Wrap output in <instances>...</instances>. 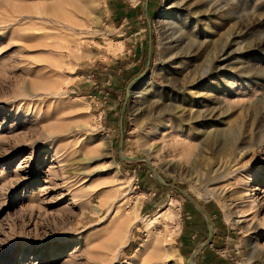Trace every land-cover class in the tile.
<instances>
[{
  "label": "rangeland",
  "instance_id": "rangeland-1",
  "mask_svg": "<svg viewBox=\"0 0 264 264\" xmlns=\"http://www.w3.org/2000/svg\"><path fill=\"white\" fill-rule=\"evenodd\" d=\"M0 264H264V0H0Z\"/></svg>",
  "mask_w": 264,
  "mask_h": 264
},
{
  "label": "bare ground",
  "instance_id": "bare-ground-1",
  "mask_svg": "<svg viewBox=\"0 0 264 264\" xmlns=\"http://www.w3.org/2000/svg\"><path fill=\"white\" fill-rule=\"evenodd\" d=\"M164 15H165V17L166 18H168V16L169 15H167V13L165 12L164 13ZM176 26V25H175ZM225 50H226V48H225ZM223 51V50H222ZM223 53V52H222ZM221 55H223V54H221ZM218 60H219V62H220V59L218 58ZM225 60V59H224ZM213 61V60H212ZM217 62L218 61H215V62H212L211 64H210V67H209V69H208V71H209V73H210V71H211V69L213 68V66H216L217 65ZM208 71L207 72H205V73H203V75L204 76H206L207 74H208ZM202 102V101H201ZM178 126H181L180 124L178 125ZM174 133H175V135H184L185 133L184 132H181V131H174ZM188 136V135H187ZM225 143H226V146L227 147H233V141H232V139H230V138H226V140H225ZM253 233H255V231H253ZM257 233V232H256ZM257 236H258V234H256L255 236H253V237H251V240H253V239H257ZM256 241V240H255ZM252 243V242H251ZM127 245V241H125L124 242V246H126ZM140 247V246H139ZM254 247H255V243H253V244H251V248H252V252H253V250H254ZM154 249V248H153ZM139 250V248H137L136 249V251H138ZM136 253V252H135ZM118 254V253H117ZM116 258H118V256L116 255Z\"/></svg>",
  "mask_w": 264,
  "mask_h": 264
},
{
  "label": "crops",
  "instance_id": "crops-1",
  "mask_svg": "<svg viewBox=\"0 0 264 264\" xmlns=\"http://www.w3.org/2000/svg\"><path fill=\"white\" fill-rule=\"evenodd\" d=\"M200 212V211H199ZM200 215L202 216V218L205 220V224H206V226H207V228H206V239H205V241L202 243V244H200V245H203L204 244V247L206 246L205 244L207 243V245L208 244H211V240H213L214 239V236H213V234H212V232H211V230H210V225L208 224V220H207V218H206V216H205V213H204V211L203 210H201V212H200Z\"/></svg>",
  "mask_w": 264,
  "mask_h": 264
},
{
  "label": "water",
  "instance_id": "water-1",
  "mask_svg": "<svg viewBox=\"0 0 264 264\" xmlns=\"http://www.w3.org/2000/svg\"><path fill=\"white\" fill-rule=\"evenodd\" d=\"M195 207L201 212V209L197 205Z\"/></svg>",
  "mask_w": 264,
  "mask_h": 264
}]
</instances>
